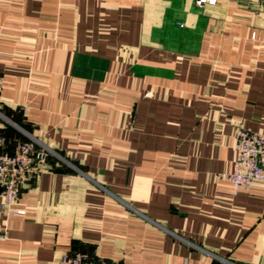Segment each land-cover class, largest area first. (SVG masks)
I'll return each mask as SVG.
<instances>
[{
	"label": "crops",
	"instance_id": "1",
	"mask_svg": "<svg viewBox=\"0 0 264 264\" xmlns=\"http://www.w3.org/2000/svg\"><path fill=\"white\" fill-rule=\"evenodd\" d=\"M0 54V133L59 154L0 197V264H264V187L221 177L264 132L258 2L0 0Z\"/></svg>",
	"mask_w": 264,
	"mask_h": 264
},
{
	"label": "built area",
	"instance_id": "2",
	"mask_svg": "<svg viewBox=\"0 0 264 264\" xmlns=\"http://www.w3.org/2000/svg\"><path fill=\"white\" fill-rule=\"evenodd\" d=\"M255 1L260 6L264 23V0ZM218 2L219 0H196L197 6L201 8L216 6ZM253 39H258V34L254 33ZM1 79L0 74V81ZM235 151L232 172L221 177L232 185L235 194L242 190L264 187V132H256L239 124L236 128ZM53 153L34 137L17 141L10 147V143L0 133V197L3 199V209L24 214L23 211L12 208L19 201L22 189L38 178L40 167ZM58 264L111 263L87 252H74L63 254Z\"/></svg>",
	"mask_w": 264,
	"mask_h": 264
},
{
	"label": "rangeland",
	"instance_id": "3",
	"mask_svg": "<svg viewBox=\"0 0 264 264\" xmlns=\"http://www.w3.org/2000/svg\"><path fill=\"white\" fill-rule=\"evenodd\" d=\"M263 20V19H262ZM23 135V134H22ZM22 135H21V132L19 131V130H17L16 132H15V138L13 139V140H21V141H25V139L22 137ZM56 154V155H55ZM53 155L54 156H56V157H58L59 156V154H57V152H54L53 153Z\"/></svg>",
	"mask_w": 264,
	"mask_h": 264
}]
</instances>
